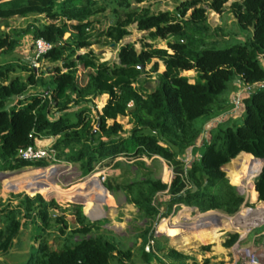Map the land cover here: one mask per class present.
<instances>
[{
    "label": "trees",
    "instance_id": "trees-1",
    "mask_svg": "<svg viewBox=\"0 0 264 264\" xmlns=\"http://www.w3.org/2000/svg\"><path fill=\"white\" fill-rule=\"evenodd\" d=\"M146 1L0 0V28H7L12 17L37 16L40 19H34L22 34L31 35L32 45L36 39L53 45L38 58L53 64L48 76L46 72L35 73L27 63L0 64V171L49 165L42 160L24 161L18 151L50 137H55L51 148L57 159L77 163L83 176L92 172L94 165L121 167L116 160L121 156L140 161L146 157L152 163L163 159L172 168L170 183L152 175L136 176L117 188L126 203L147 220L146 228L138 234L142 238L140 246L146 256H155L163 241L155 238L157 248L145 252L149 238H154L151 222L167 217L182 205L200 212L197 223L203 227L216 222V213L207 211L233 215L244 199L229 183L230 177L222 167L239 158L238 164H246L237 169V181L244 176L250 186L260 170L258 162L245 157L264 159V63H260L264 60V0H233L227 8L228 0H178L171 11L155 13L140 5ZM209 11L220 18L225 12L232 14L237 26L248 31L247 40L215 47L222 28L210 26ZM130 26L145 32L144 38L150 42L140 41L139 50L135 42L120 44L117 63L101 61L92 50L77 52L102 41L119 44L130 34ZM20 36L13 28L6 32L0 29V53L14 51ZM158 40L165 41L166 47L156 46ZM79 68L84 86L77 82ZM16 70L19 73L10 76ZM190 70L194 75L182 74ZM146 73L156 76L157 84L151 90L144 87L145 80H140ZM233 77L243 86H258L240 97L243 122L234 127H212L207 133L195 120L213 112L216 96ZM36 86L41 88L32 92ZM103 95L107 98L101 106L89 107V102ZM224 107L219 105L218 111ZM126 116L128 130L120 121ZM124 132L127 135L123 136ZM197 143L203 144L202 151L186 160ZM96 184L90 199L88 195L66 196L82 204L87 202L85 213L91 217L101 215L93 212L95 195L106 192L98 179ZM33 186L48 196L57 193L45 186ZM26 190L31 195L39 193ZM161 192L168 195L163 212L154 203ZM250 194L251 202L257 198L264 203V165ZM17 199L15 205L10 200L4 204L0 201V255L9 251L25 221L30 220L39 222L43 234L34 236L36 245L24 264H112L130 257V249L123 250L109 232L102 230L107 219L90 220L81 205H73L71 211L62 209L40 194H22ZM55 209L60 213L54 214ZM70 215L73 228L69 227ZM52 233L56 234V248L48 242ZM239 236L237 232L226 233L222 246L232 247ZM201 250L209 251L210 247L202 246ZM163 255L174 261L171 264H210L208 258L199 263L196 255L173 248Z\"/></svg>",
    "mask_w": 264,
    "mask_h": 264
},
{
    "label": "rangeland",
    "instance_id": "rangeland-1",
    "mask_svg": "<svg viewBox=\"0 0 264 264\" xmlns=\"http://www.w3.org/2000/svg\"><path fill=\"white\" fill-rule=\"evenodd\" d=\"M233 0H228L226 3V8ZM178 3V0H148L140 4L141 6H148L152 12H159V11H171ZM209 24L211 27H220L222 31H219L217 34L218 38L215 39L217 42L214 45L217 48H225L235 43H242L245 42L249 36L247 30L240 29L232 14L225 12L220 16L217 14L212 13L211 11L208 12ZM190 14V11L187 12V15ZM38 17L29 16L27 18L21 17H12L8 20V27L2 26L0 29L2 31H8L10 28L18 30L21 33L19 38V44L14 49V51L9 53H0V64L5 62H19L20 64L27 63L30 64L33 68L35 73H42L46 72L45 76H48L47 72L49 69L53 67L52 63L47 62L46 60L36 61L34 58V50L32 46V40L30 34H22V31L26 28L28 24L33 22L34 19ZM40 19V18H38ZM130 34L124 37L119 44L110 43L109 41H102L96 44L91 45L87 48H82L78 50V53H84L89 50H92L95 54L99 55L101 61H107L108 63H117V51L120 44L125 42H135L136 49H140V41L150 42L149 39L144 38L145 32L138 31L135 29L134 26L129 27ZM222 32V33H221ZM222 34H226L223 35ZM222 36V37H221ZM156 46L159 47H166L165 41L158 40L156 41ZM264 61V60H263ZM261 60L260 63L263 64ZM18 63V64H19ZM60 64V63H58ZM151 66V63L146 66L148 70ZM65 71V70H63ZM158 71H163V66L159 63ZM19 72L17 70L10 74V76H15ZM183 75L192 76L194 75L193 71H184L182 72ZM24 77L27 76L26 73H21ZM46 78V77H45ZM84 75L82 74V69L79 68V72L77 75V82L84 86ZM140 80H145L144 87L148 90H151L157 84L156 76L154 73L150 74H143L140 76ZM241 85V84H240ZM41 86H36L32 88V92H37ZM258 86H253V89H257ZM239 91V80L237 77H233L230 79L224 91L216 96L214 101V110L209 115H204L195 120V123L201 126L204 130L209 133L210 128H218L223 127L225 125H229L231 127L241 125L244 118V113L242 112L241 108L238 107L240 102L238 103V95L237 92ZM247 95V93L243 94ZM235 96V97H234ZM107 98V96H100L97 99L93 100V102H89L92 105L89 107H93V104L96 106H101L102 102ZM16 101V99H14ZM233 103L235 104L234 106ZM219 105H224V108L218 111ZM83 106V104H82ZM241 106V104L239 105ZM76 108H72L70 110H74ZM216 110V111H215ZM55 117V115L50 116ZM75 119V117H73ZM120 121L124 124L126 130L130 128L128 125V117H124ZM202 129V140H207L206 136L204 135V130ZM123 136L127 135L126 132L122 133ZM198 145V143H197ZM203 149V144L199 143L191 151V155L187 153L186 160L189 161L191 157H195L200 153ZM250 154V153H248ZM251 155V154H250ZM253 159L262 160L263 158H255L251 155ZM192 157V158H193ZM56 160L57 156H55ZM142 161L139 159H130L126 156H121L116 160H119L122 164L121 167L115 168L111 165H94V169L89 174L83 176L80 168L77 163H69L65 161L58 160L56 162H47L49 164L45 167H35V166H28L21 168L15 171H0V201L2 204L5 201H11L12 205L17 204L18 195L26 194L29 197H34L36 194H40L46 201L54 200L59 208L62 209H70L75 204L81 205L82 212L86 214V204H82L80 202L73 201L66 196L68 194H84L87 192H91L93 188L98 187L96 184L97 179L100 184L106 189L104 193H98L95 198L93 212L98 213L101 215L98 216V220L107 219V222L102 225V229L106 231H114L116 234H121L124 230L130 229L138 231V234L146 228L147 220L143 218L137 210L133 207L132 204H128L125 201L124 195L117 190V188L132 179L136 176L138 178H143L147 175H152L155 178H159L164 183H170L173 172L171 166L165 162L163 159L159 158L158 163H152L150 159L146 157H142ZM238 159V158H237ZM114 160V161H116ZM236 160L234 158L227 164H225L222 169L228 178L230 177L229 183L231 185L237 186L239 190V184L237 182V169L239 167H244V164H236L233 163ZM187 161V162H188ZM143 162V163H140ZM186 162V163H187ZM140 163V164H139ZM258 164H260L258 162ZM188 165V164H187ZM233 166V172L232 170ZM61 167V168H60ZM45 169H51L52 171H46ZM58 169V170H57ZM137 175H134V174ZM234 173V174H233ZM228 174V175H227ZM40 175V176H39ZM48 175V176H47ZM235 175L234 180L231 179V176ZM256 176L253 178V182L251 186L248 188L246 192H239L242 194L243 199L245 202L239 207L238 211L235 214H244L247 208H261L263 207V203L259 201L251 202V194L250 190L254 185V180ZM47 180V181H46ZM43 184L45 187H48L52 191H56L54 196H48L42 189L34 188L33 185H40ZM242 185V183H241ZM248 185V184H244ZM22 187V188H20ZM31 192H39L36 194L31 195L26 189ZM110 187V189L108 188ZM102 191L103 189L100 188ZM63 195V196H62ZM88 198L90 199V195L88 194ZM88 200V199H87ZM168 200V195L165 192L159 193L157 199H155V205H159V210L163 212L165 210V205L163 204ZM84 207V208H83ZM85 209V211H84ZM54 214H59L60 211L55 209L53 210ZM69 212V211H68ZM86 212V213H85ZM208 212L216 213V222L213 224L203 227L198 225L199 213L197 212L196 208L187 207V206H180L179 209L174 210L172 209L167 217L165 218H156L154 222H151V230H152V237L149 238L150 241L153 242L155 246V238H160L163 241L162 247L165 248H174L178 251L187 253V254H194L198 255L200 258V262L204 259L201 257L205 254V251L201 250L202 246H209L210 249L214 252V255L210 254L211 258H215L217 255L221 257V259L217 260L218 264H223L222 258L224 255L231 258V248H224L222 243L225 238V234L230 232H237L240 235H243L245 238L246 231L242 228H234L231 225L226 227L223 225L231 224V219L234 216L228 215L224 212L218 210H212ZM137 214V216H136ZM87 215V214H86ZM89 216V215H88ZM90 217V216H89ZM92 218V217H91ZM124 218L133 219V221L125 222L128 227L124 223H121ZM69 220V227L73 228L75 226L74 218L72 215L68 217ZM187 222V223H186ZM264 228V224L258 227V230ZM42 228L39 222H32L30 220H26L24 226L21 228V231L16 239H14L12 246L10 247L9 251L6 254L0 255V264H24L28 259V255L30 251H32L33 246L29 247V243L34 242V236L38 234H43ZM50 232V231H49ZM51 234V233H50ZM31 236V237H30ZM56 234L48 236L49 243L52 248H56L58 243L54 241ZM110 238L117 240V237L112 235ZM166 238V240H164ZM165 241V242H164ZM243 240L242 243H244ZM245 244V243H244ZM120 246V245H119ZM155 248V247H154ZM156 249V248H155ZM26 250H30L29 253L24 252ZM156 251H159L156 249ZM202 253V254H201ZM204 253V254H203ZM209 255V254H208ZM117 262V261H116ZM115 262L112 261V264ZM215 263V264H217Z\"/></svg>",
    "mask_w": 264,
    "mask_h": 264
},
{
    "label": "crops",
    "instance_id": "crops-1",
    "mask_svg": "<svg viewBox=\"0 0 264 264\" xmlns=\"http://www.w3.org/2000/svg\"><path fill=\"white\" fill-rule=\"evenodd\" d=\"M212 13H214V12H212ZM214 14H216V13H214ZM208 20H209V18H208ZM208 23H209V21H208ZM263 63H264V61H263ZM242 87H243V83L239 82V88H242ZM103 96L105 97V95H103ZM54 140H55V137H50V138L44 139V140L42 139V140H39L36 145L39 146V147L49 146V145H51L54 142ZM196 146H198V145H196ZM141 160H143V159H141ZM237 182H238V184L240 183L239 184V190L242 191V192H246L248 190V188L250 187V180H248L244 176H242L241 180L237 181ZM241 183H242V185H241ZM244 184H248V185H244ZM88 194L90 195V197H92L90 192L84 193L83 195H88ZM78 195H82V194H78ZM243 202H245V201H243ZM260 203H263V202H260ZM263 206H264V203H263ZM136 216H137V214H136ZM130 221H133V219L130 220V218H124L123 221H121V223H124L126 225V227H128V225L125 222H130ZM258 227L259 226H255V227L250 228L249 230L246 231V233H245L246 236L244 238V240H245L244 243L246 245H249V246H253L254 245V246H262V247H264V228L261 229V230H258ZM244 230H246V229H244ZM107 232H109V235H111V236L114 235L115 237H117V240H118L119 245H120L119 247H121L123 250H127V249L131 250V255H130L129 258H125L123 260V262H121L119 260H114V262H115L114 264H171L172 262H174V261H172V259L166 258L163 255L166 252V250L168 249V248H165V247H161L160 248L161 250L157 249L159 251L155 250V252H154L155 256H146L142 252V249H141V246H140L142 238L138 236V231L126 229L121 234H116L114 231H111V232L107 231ZM35 245H36L35 241L33 242V244L29 243V247L30 246H35ZM152 247L154 248V245H152ZM155 248H157V247L155 246ZM29 251L26 250L24 252L29 253ZM145 252L147 253V251H145ZM210 254L214 255V252L211 249L209 251H205V254L203 256L201 255V257L203 259H207L208 258L210 260V264L217 263L218 259H216V258H219L220 254L217 255L219 257L216 256L215 258H211ZM198 255H196V258H197L198 262L201 263L200 262V258H199ZM219 259H221V257ZM221 261H223V264H232V262H233L232 258H229L226 255L223 256Z\"/></svg>",
    "mask_w": 264,
    "mask_h": 264
},
{
    "label": "built area",
    "instance_id": "built-area-1",
    "mask_svg": "<svg viewBox=\"0 0 264 264\" xmlns=\"http://www.w3.org/2000/svg\"><path fill=\"white\" fill-rule=\"evenodd\" d=\"M33 50H34V58L38 61L42 55L46 54L50 51L53 45L43 39H36L33 42ZM264 58V57H263ZM253 90V86L244 85L240 90L237 92L239 97L238 103L240 101V97L245 93H250ZM18 156L24 160L29 162H36V161H45V162H56L55 156L56 152L49 146L39 147L36 144L27 146L24 149H20L18 151ZM257 177V176H256ZM249 229H246L247 231ZM240 235V234H239ZM244 240L243 235L239 236L238 241L232 246L231 253H232V264H264V247L262 246H249L242 243ZM153 242L149 241L148 244L145 246V250L149 251L152 248Z\"/></svg>",
    "mask_w": 264,
    "mask_h": 264
},
{
    "label": "water",
    "instance_id": "water-1",
    "mask_svg": "<svg viewBox=\"0 0 264 264\" xmlns=\"http://www.w3.org/2000/svg\"><path fill=\"white\" fill-rule=\"evenodd\" d=\"M13 98L15 99L16 96H13ZM89 105L91 106L92 104L89 103ZM261 161H262L261 167H260V170L256 176H258L260 174L262 167L264 165V159H262ZM235 187H236L237 194L242 196V194L239 192L237 186H235ZM256 200H257V198H256ZM262 209H264V206L261 208H255V207L254 208H247L246 211L244 212V214H234V216L232 217L233 225L237 228L250 229V228H253L255 226H260V225L264 224V214L261 213ZM197 212L200 214V212L198 210H197ZM204 213H206V212H204ZM84 215L92 221L99 219L98 217L91 218L86 214H84Z\"/></svg>",
    "mask_w": 264,
    "mask_h": 264
},
{
    "label": "bare ground",
    "instance_id": "bare-ground-1",
    "mask_svg": "<svg viewBox=\"0 0 264 264\" xmlns=\"http://www.w3.org/2000/svg\"><path fill=\"white\" fill-rule=\"evenodd\" d=\"M245 158H247V159H253L252 157H250V156H246ZM239 159V158H238ZM236 160H237V158H236ZM234 161L233 163H236V164H238V161ZM254 161H256V162H259L260 163V167H261V163H262V161H260V160H257V159H253ZM61 168V167H60ZM232 168H233V166H232ZM46 171H52L51 169H45ZM58 170V169H57ZM234 170V169H233ZM40 176V175H39ZM48 176V175H47ZM47 181V180H46ZM38 186H44L43 184H40V185H38ZM91 198V197H90ZM261 213L262 214H264V209H262V211H261ZM91 217V216H90ZM92 218H96V217H92ZM232 227H234V228H237V227H235L234 225H233V221H232V219H231V224H230Z\"/></svg>",
    "mask_w": 264,
    "mask_h": 264
}]
</instances>
